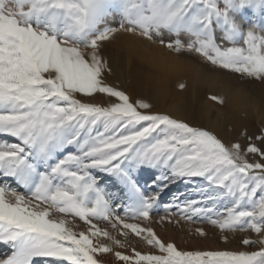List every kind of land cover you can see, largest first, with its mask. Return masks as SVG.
<instances>
[{
	"label": "snow or ice",
	"instance_id": "snow-or-ice-1",
	"mask_svg": "<svg viewBox=\"0 0 264 264\" xmlns=\"http://www.w3.org/2000/svg\"><path fill=\"white\" fill-rule=\"evenodd\" d=\"M117 14L118 26H108ZM121 31L264 84V0H0V137L12 138L0 139V176L17 185L0 183V242L11 248L0 264H104L98 253L125 264H264V163L247 159L264 158V148L225 143L109 85L102 42ZM96 94L108 106L95 103ZM255 139L264 142V134ZM146 168L161 170L152 194L137 178ZM99 173L119 186L126 204L100 186ZM193 178L207 182L202 199L175 197L165 211L175 206L221 231L251 230L260 239L242 243H259L258 251H180L114 212L147 220L164 189ZM223 200L229 206L220 211ZM55 213L89 227L75 232ZM93 220L130 229L159 254H122L116 249L128 233H118L122 241Z\"/></svg>",
	"mask_w": 264,
	"mask_h": 264
},
{
	"label": "rangeland",
	"instance_id": "rangeland-1",
	"mask_svg": "<svg viewBox=\"0 0 264 264\" xmlns=\"http://www.w3.org/2000/svg\"><path fill=\"white\" fill-rule=\"evenodd\" d=\"M250 20L251 17L249 15L244 16L243 23L245 27H247ZM106 23L108 26H118L120 23V16L118 14L110 16ZM102 43L104 57L109 61L113 70V74L106 77V82L109 85L124 90L126 93L130 94L133 99L143 98L151 102L154 106L152 109L153 112L170 114L173 117L188 122L192 126L207 130L212 129L211 131L225 143H240L245 149L249 143H254L256 146L264 148V142L255 139L264 134V84L246 78L239 73L214 69L191 55H181L171 52L158 43H152L141 38L138 34L134 35L121 31L115 35L114 39ZM126 52H162L165 59L169 62H177L184 68L190 69L193 77L183 78L179 77L178 74L166 73L165 70V72L157 71L151 66L140 62L135 55H132L133 63H129L130 59L127 57ZM148 67L153 69L152 73L146 69ZM205 75H207L211 81L217 83L218 86L223 85L231 90L237 89L236 91L242 96L243 103L249 110V114L247 116L239 115L236 110L229 111L228 109L230 108L226 105H221L211 100L210 97L214 94L210 91L208 92L206 89L203 90L197 82V80L200 81ZM158 83L166 85L164 94L161 96H156L151 92V89L156 87ZM180 84H184L187 87L181 89L179 87ZM194 85L197 86V93L200 95H194ZM178 96L183 97V100H185V105L179 115L174 113L173 109L176 105L174 101ZM111 102L116 101L112 98ZM95 103L101 106H108L109 98L105 94H96ZM211 103L219 104L225 107L226 111L230 113L233 112L230 118H226L223 123L214 126L213 121L216 118L215 113L210 121L211 123L208 124L206 112L208 107L212 105ZM249 137L253 139L249 141ZM0 139L11 140L12 138L0 137ZM72 150L74 151V149ZM247 159L249 162L264 163V158L256 154H248ZM160 174V169L152 168H146L138 173L137 178L141 188L148 194L157 191L158 189H155L153 186V181ZM98 179L101 187L106 188L108 192H118L123 202L125 204L127 203L124 193L120 190L119 186L114 187L113 182L106 178L103 173L98 174ZM0 183L10 184L14 188L17 187L16 183L11 178L0 176ZM206 185L207 182L203 181L202 178L179 180L170 184L168 188L161 192L147 220L142 218L127 219L123 208H115L114 212L121 218H124V222L126 223L137 224L145 229H153L158 238L166 243H174L180 251H258L261 247L259 243L255 246H248L242 243V239L244 238L252 240L260 239V235L251 230H237L234 232L221 231L217 226H213L206 220L201 221L197 217L191 220L184 218L178 214L179 210L175 206H173L170 211H165V206L173 204L175 197H179L181 203L186 199H202L199 194V189L206 187ZM21 191H23V189H21ZM227 206H229V201L223 200L217 207L220 211H223ZM54 216L57 219L64 218L68 220L70 222L68 226L75 232L86 231L89 227L88 224L81 221L78 217H72L70 215L65 216L60 213H55ZM115 222L113 218L112 223ZM92 223L96 224L102 230L109 231L113 236L122 241L126 238L118 233H128V243L126 246L116 249L122 254L132 255L133 249L142 254H159L158 250L146 245L141 237L133 234L130 229H123L120 224H117V227L113 228L112 223L107 221L93 220ZM197 229H202L205 235H200ZM225 235L228 237L227 242L223 239ZM101 242L111 244V241L103 237H101ZM10 253V246L0 242V258H5ZM97 258L104 261V264H125V262L118 260L113 253H98Z\"/></svg>",
	"mask_w": 264,
	"mask_h": 264
},
{
	"label": "bare ground",
	"instance_id": "bare-ground-1",
	"mask_svg": "<svg viewBox=\"0 0 264 264\" xmlns=\"http://www.w3.org/2000/svg\"><path fill=\"white\" fill-rule=\"evenodd\" d=\"M127 57L130 59L129 63H133V56L138 58L140 62L145 63L152 68L156 69L157 71H166V73H171V74H178L179 77H193L192 76V71L190 69L184 68L181 64H178L177 62H169L168 60L165 59L164 54L162 52H155V53H148V52H126ZM172 61V60H171ZM131 65V64H130ZM142 66V64H141ZM148 67L146 68L149 72H153V69ZM164 71V72H165ZM165 79V78H164ZM197 79V78H196ZM148 80V79H147ZM195 81V80H194ZM199 83L200 87L203 90H208V92H212L214 95H218L219 97H222L225 101L224 105L229 107V111L236 110V112L239 115L247 116L249 114V110L246 108L245 104L243 103V98L240 95V93L236 90H231L228 89L226 86H218L217 83H214L211 81V79L205 75L202 77V79L197 80ZM197 84V83H195ZM146 85V84H145ZM155 85V84H154ZM195 86L194 90V95H198L197 93V86ZM187 87V86H186ZM166 85L158 83V85L154 88L151 89L152 94L158 96V95H163L165 91ZM168 89V88H167ZM240 91V90H239ZM200 95V94H199ZM213 95V96H214ZM176 97V96H175ZM176 105L173 107L174 113H177L178 115L181 114V111L183 110V107L185 105V100H183V97H177L176 100L174 101ZM169 104V103H168ZM212 104V105H211ZM207 109V121L208 124H210L211 119L213 118V115L216 113V118L213 121V125H220L223 123V121L226 118H230L231 113L233 112H228L226 111L225 107L216 104V103H211ZM198 123V122H197ZM195 123V124H197ZM216 129V128H215ZM212 130V129H211Z\"/></svg>",
	"mask_w": 264,
	"mask_h": 264
}]
</instances>
